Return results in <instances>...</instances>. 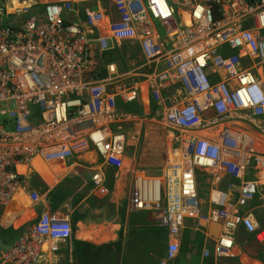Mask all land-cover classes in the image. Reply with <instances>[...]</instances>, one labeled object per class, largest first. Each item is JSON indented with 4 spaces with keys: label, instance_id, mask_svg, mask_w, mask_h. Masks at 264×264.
<instances>
[{
    "label": "built area",
    "instance_id": "2783aa9c",
    "mask_svg": "<svg viewBox=\"0 0 264 264\" xmlns=\"http://www.w3.org/2000/svg\"><path fill=\"white\" fill-rule=\"evenodd\" d=\"M125 41L137 42L142 64L119 73L106 56ZM259 70L264 0H0V209L21 188L15 166L36 157L67 162L91 147L103 164L120 168L126 137L112 125L131 118L116 101L134 102L139 91L117 86L139 78L159 102L175 158L158 177L133 174L131 208L157 212L171 237L186 220L219 224L216 257L230 255L242 227L264 255V229L244 210L264 186ZM202 174L211 176L206 202L199 196ZM92 182L100 187L102 175L93 174ZM71 234L67 217L43 212L0 249V264H50L47 255ZM178 252L169 243L159 264Z\"/></svg>",
    "mask_w": 264,
    "mask_h": 264
},
{
    "label": "crops",
    "instance_id": "0c3cea01",
    "mask_svg": "<svg viewBox=\"0 0 264 264\" xmlns=\"http://www.w3.org/2000/svg\"><path fill=\"white\" fill-rule=\"evenodd\" d=\"M109 11L111 9L107 11V15ZM116 51L122 53L123 70L118 68L119 58L115 62L107 61L116 63L119 73H127L141 66L142 55L136 41L123 42L119 49L111 51L106 57L109 59L110 54ZM223 52L235 53L227 48ZM130 59L134 60L132 64L129 63ZM249 65L251 64L248 62L246 66ZM128 67L131 69L126 70ZM149 69H153V66ZM143 70L147 72L146 68ZM101 74L104 76V72ZM132 84L138 88V99L131 103H124L119 99L116 101V109L131 120L112 125L115 129L119 126L126 137L122 166L114 171L112 167L102 163L91 147L76 152L67 162H48L36 157L28 164H18L15 169L21 177L22 185L14 199L1 209L0 227L17 233L14 243L29 226L38 221L43 212L67 217L72 229L71 238L60 244L55 254L47 255L50 264H159L165 260L168 244L172 242L179 245V252L169 264H264L262 246L242 227L234 234L230 255L216 257L214 246L222 232L219 224L208 222L198 225L196 220H186L179 235L171 237L161 226L157 212L135 211L131 208L133 174L139 172L153 177L147 175L148 170L161 171L169 161V156L171 160L175 158L170 150L165 157L151 151L156 148V143L142 135V126L144 121L156 119L165 131L161 124V111L156 112L160 105L152 99L143 79L126 78L117 87ZM109 89L114 92L116 87L113 85ZM151 104L156 107L154 114H151ZM126 105L133 109L137 106L140 114L122 111ZM246 127L250 129L248 125ZM142 139L143 145H139ZM95 173H100L103 179L98 188L92 182ZM32 175H36L45 186L44 193L36 194V189L30 184ZM252 175L253 172L250 176ZM210 180H206L208 188ZM57 187L67 193L69 198L60 209L52 211L46 195ZM33 194L38 196L35 202L31 200ZM257 196L262 205L254 207L252 203ZM257 196L244 210L252 215L259 226L255 211L261 210L264 214V194L259 192ZM22 220V225L18 226L16 222ZM203 251H207L209 255L203 257Z\"/></svg>",
    "mask_w": 264,
    "mask_h": 264
},
{
    "label": "trees",
    "instance_id": "16d2710c",
    "mask_svg": "<svg viewBox=\"0 0 264 264\" xmlns=\"http://www.w3.org/2000/svg\"><path fill=\"white\" fill-rule=\"evenodd\" d=\"M219 17L215 16V20H218ZM115 55L117 56L115 58ZM113 57V58H112ZM120 59V62L118 63V68L119 70H123V67H121V65H123L122 62V53L119 51L113 52L110 54V58L108 59V61H112L115 62L117 61V59ZM123 110L124 112H128L134 115H139L140 114V108H138L137 106L134 107V109L130 106V105H126L123 106ZM156 109L154 104H151V114H154V110ZM112 169L115 171L116 168L112 167ZM30 184L31 186L36 189V194H42L45 192V186L40 182L39 178L36 175H32L31 179H30ZM69 195L65 192L61 191V188H55L53 190H51L47 195H46V200L49 203L50 208L52 209V211L60 209L67 201H68ZM262 205V201L258 198V196L256 197L255 201L252 203V206H261ZM255 218L259 224V226L264 227V214H262L261 210H257L255 211ZM17 233L15 231H9L8 230H4L3 228L0 227V249H6L8 248L10 245H12L14 239H15V235Z\"/></svg>",
    "mask_w": 264,
    "mask_h": 264
},
{
    "label": "rangeland",
    "instance_id": "374dc122",
    "mask_svg": "<svg viewBox=\"0 0 264 264\" xmlns=\"http://www.w3.org/2000/svg\"><path fill=\"white\" fill-rule=\"evenodd\" d=\"M155 28L157 29V31L159 32V34L164 35V30L163 28L157 23H154ZM129 53V52H128ZM134 60H129V63L132 64ZM248 63V61L246 60L244 62V65L246 66ZM131 68L128 67L126 70H130ZM262 70H259V72H261ZM264 73V70L262 71ZM160 111V108L158 107V109L156 110V112L158 113ZM113 131H116L115 128H112ZM121 133L124 134V132L121 130ZM142 135L146 136V139L149 137L150 140L153 141V143H156V148H152V152L157 154V155H161L163 154V156L165 157V155H167V152L169 150V137L168 134L162 130V128L160 127L158 121L156 119L154 120H146L143 122V126H142ZM143 145V139L140 140L139 145ZM169 160H171L170 156H169ZM161 171L158 169H154V170H148L147 171V175L149 176H155L158 177L160 176ZM90 175V174H89ZM203 176V181L200 182V187H199V196L200 199L203 201H207L208 196H209V188L207 187V182L206 180L211 179L210 175L207 174H202ZM260 193L264 194V187L260 188ZM258 192V193H259ZM32 200V199H31ZM1 212V209H0ZM23 223L22 221H17L16 224L18 226H21Z\"/></svg>",
    "mask_w": 264,
    "mask_h": 264
},
{
    "label": "bare ground",
    "instance_id": "6f19581e",
    "mask_svg": "<svg viewBox=\"0 0 264 264\" xmlns=\"http://www.w3.org/2000/svg\"><path fill=\"white\" fill-rule=\"evenodd\" d=\"M174 160V159H173ZM18 193V192H17Z\"/></svg>",
    "mask_w": 264,
    "mask_h": 264
}]
</instances>
